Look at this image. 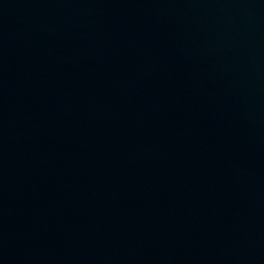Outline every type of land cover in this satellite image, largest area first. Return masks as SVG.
<instances>
[{
  "label": "water",
  "instance_id": "obj_1",
  "mask_svg": "<svg viewBox=\"0 0 264 264\" xmlns=\"http://www.w3.org/2000/svg\"><path fill=\"white\" fill-rule=\"evenodd\" d=\"M0 264H264V0H0Z\"/></svg>",
  "mask_w": 264,
  "mask_h": 264
}]
</instances>
